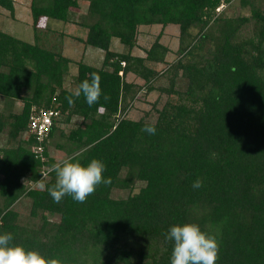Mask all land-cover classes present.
Here are the masks:
<instances>
[{"label": "trees", "instance_id": "16d2710c", "mask_svg": "<svg viewBox=\"0 0 264 264\" xmlns=\"http://www.w3.org/2000/svg\"><path fill=\"white\" fill-rule=\"evenodd\" d=\"M85 1L78 39L103 51L100 67L0 29V234L65 264H170L169 227L196 223L218 242L216 264H264V0ZM235 2L233 14L219 9ZM77 3L30 0L32 27L68 21ZM0 8L14 16V0ZM154 24L179 30L175 58L161 69V33L144 56L132 54L139 26ZM112 39L127 50L112 49ZM93 72L98 103L81 95L69 105V90ZM151 92L149 110L131 118ZM39 109L58 112L42 140L29 130ZM146 123L155 134L142 131ZM55 152L101 160L111 183L85 203H55L46 190ZM197 178L203 186L193 188Z\"/></svg>", "mask_w": 264, "mask_h": 264}, {"label": "clouds", "instance_id": "9594fccd", "mask_svg": "<svg viewBox=\"0 0 264 264\" xmlns=\"http://www.w3.org/2000/svg\"><path fill=\"white\" fill-rule=\"evenodd\" d=\"M71 95L66 97L69 105L74 99L85 98L89 107L97 104L102 90L100 76L93 72L89 79L81 81L74 89L69 90ZM104 100L110 97L104 95ZM142 131L153 135L155 125L146 123ZM105 164L96 158L86 165L80 163L75 157H64L50 165V171L55 173V183L46 190L55 203H59L66 195L79 203H85L87 198L94 194L100 184H110L111 178H104ZM203 186V181L197 178L193 181V188ZM45 189V185H40ZM2 223V221H0ZM165 238L173 242L170 255V264H216L218 259V242L213 235L202 231L196 223H183L171 225ZM13 237L10 233L0 234V264H65L58 258L45 257L36 250H26L22 245L11 244Z\"/></svg>", "mask_w": 264, "mask_h": 264}, {"label": "rangeland", "instance_id": "374dc122", "mask_svg": "<svg viewBox=\"0 0 264 264\" xmlns=\"http://www.w3.org/2000/svg\"><path fill=\"white\" fill-rule=\"evenodd\" d=\"M14 3L15 13L13 17L10 15L9 11L0 8V29L24 41L33 43L37 40V43L42 47L61 52L72 61H79L82 59L89 65L95 67L101 66L103 51L92 46H85L84 43L78 39L85 37L87 32L86 26L79 24L86 13L87 3L85 0H78L77 6L72 8L69 13L68 21L43 18L40 20L37 29L32 27V18L29 9L30 0H14ZM231 6L232 7H225L221 5L219 9L227 8V12L233 14V10L237 9L236 2ZM138 32L137 44L132 49L133 55L144 56V50L148 48L155 37L161 33L160 42L168 48V51L162 56V61L154 66L156 69H161L165 66V62H170L175 58L179 33L176 25L169 24L163 28L158 24L143 25L139 26ZM111 48L119 52L127 50V47L121 45L117 39H112ZM72 71H75V69H72ZM129 79L141 82V80L134 75H129ZM155 98V92L148 94L145 99L140 95L133 107H131L129 116L135 119L143 115L145 111L149 110V102L153 101ZM20 107L21 103L17 102L15 108L19 109ZM152 114L154 116L155 112ZM62 156V153L55 152L54 158L59 160ZM29 184H32V187L36 185L33 183ZM126 195L125 190H114L112 192V196L116 198L125 197Z\"/></svg>", "mask_w": 264, "mask_h": 264}, {"label": "built area", "instance_id": "2783aa9c", "mask_svg": "<svg viewBox=\"0 0 264 264\" xmlns=\"http://www.w3.org/2000/svg\"><path fill=\"white\" fill-rule=\"evenodd\" d=\"M58 112L54 109H39L34 110L29 119V130L36 134L39 140L45 138L48 134L50 126L52 124L53 117L57 116ZM37 151H41L42 147H36Z\"/></svg>", "mask_w": 264, "mask_h": 264}]
</instances>
